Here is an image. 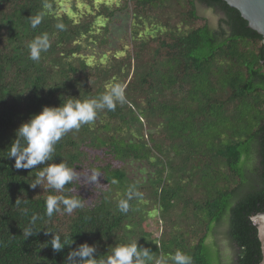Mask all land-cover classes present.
I'll use <instances>...</instances> for the list:
<instances>
[{"label":"trees","instance_id":"1","mask_svg":"<svg viewBox=\"0 0 264 264\" xmlns=\"http://www.w3.org/2000/svg\"><path fill=\"white\" fill-rule=\"evenodd\" d=\"M59 1L49 0L54 10ZM84 2L87 13L52 9L33 29L29 18L44 11V0H0V264H70L69 253L85 242L99 259L132 241L156 259L180 250L193 264H260L250 217L264 212L263 37L224 0H113L110 11ZM198 6L219 13L216 27ZM125 13L130 24L121 42L110 24ZM145 23L157 32L143 34ZM44 33L51 47L34 62L27 45ZM114 83L126 85L128 102L69 132L46 162H63L80 179L62 192L32 189L47 165L15 169L8 152L16 130L45 106L95 98ZM134 165L146 176H132ZM93 170L100 184L89 189L83 176ZM137 182L143 199L119 212L118 200ZM49 195L78 197L84 207L49 219ZM33 216L36 232L26 239ZM55 233L72 244L54 252ZM220 237L231 250L220 247Z\"/></svg>","mask_w":264,"mask_h":264},{"label":"clouds","instance_id":"2","mask_svg":"<svg viewBox=\"0 0 264 264\" xmlns=\"http://www.w3.org/2000/svg\"><path fill=\"white\" fill-rule=\"evenodd\" d=\"M53 5L49 0H44V11L31 16L30 25L33 29L37 28L46 12H50ZM55 28L64 31L66 25L63 22H57ZM51 47V41L48 33L36 36L28 45L29 59L38 62L41 54L47 52ZM126 85L114 83L109 86V90L91 99H68L59 107L45 106L39 114L33 115L29 121L23 123L17 130V139L14 140L8 152V158L14 159V167L20 169H36L39 165H47L37 173L34 182L30 183L32 189L37 186L47 185L48 188L57 192H62L66 185L80 179L75 169L68 167L65 163L48 164L46 162L53 159L55 146L69 132L79 131L82 126L93 124L98 114L107 111H115L117 106L126 104L125 94ZM101 173L93 170L87 177L86 183L97 186L100 184ZM112 183H117L113 180ZM143 199V193L138 188V182L130 184L124 193V198L117 202V209L123 214H127L132 209L131 202ZM20 200L17 199L16 204ZM84 202L75 196L49 195L45 201L46 216L51 219L54 213L63 211L72 214L77 209H82ZM25 209V213H26ZM37 217L33 216L28 227L23 229V235L26 239L32 236ZM47 233H52L47 231ZM54 252H60L68 243L67 237L62 241L57 233L50 241ZM97 248L88 243L80 244L68 255L70 264H193L192 257L180 250L175 251L168 257L161 256L156 259L152 251L148 248L139 247L137 241L130 243L117 244L111 247L109 254L95 257Z\"/></svg>","mask_w":264,"mask_h":264},{"label":"rangeland","instance_id":"3","mask_svg":"<svg viewBox=\"0 0 264 264\" xmlns=\"http://www.w3.org/2000/svg\"><path fill=\"white\" fill-rule=\"evenodd\" d=\"M113 0H96V6H102L104 8H106V10L110 11L111 10V5L110 3ZM105 3V4H104ZM87 5L85 4L84 0H60L59 3H57L56 5V9H53V13L57 14L58 16L64 14V9L67 11L69 10H74L76 9L79 13H87ZM51 9V10H52ZM101 9V8H100ZM198 14L201 15L202 17H205L208 19L209 21V25L211 27H216L218 24V20H219V13L213 9H208L206 7L203 6H198ZM95 21V20H94ZM105 23H108V21H106ZM93 24V22H92ZM130 24V20L128 15L125 14H118L114 19L113 22L110 24L111 27V34L113 35V39L117 38V41H123V38L118 40V37L121 35L122 30H125L126 27H128ZM101 20L98 18V20H96L94 22V28H97V30H101ZM90 26V25H89ZM144 32L143 34H151L154 35L157 31L154 28H151L147 23L144 24ZM99 31H97L96 35L100 36L102 35V31L100 33H98ZM128 43L130 45V42H125V44L127 45V47L124 49V54L123 56H126L127 52L130 50V48L128 47ZM82 46L85 48L87 45L86 43H82ZM119 57H121V55H119ZM98 60L95 61V63H97L98 65H101V67H103L105 65V63L101 64L102 61H100V57H97ZM94 61V60H93ZM107 64V63H106ZM94 67H96V64L94 65ZM147 169H142L139 168L138 166H130L128 171L129 173L134 176L135 178H142L146 176V172ZM83 179L85 180L84 182L87 181V176H83ZM92 185H89V189H91ZM154 223L156 224V220H154ZM153 221H149V227L150 230L154 232V234L156 236L160 235V228L159 231H157L156 229V225H154ZM159 225L161 226V223H159ZM220 244H221V248L222 249H228L231 250V247L229 245V241L224 238V237H220L219 238ZM213 247V246H212ZM219 247V248H220Z\"/></svg>","mask_w":264,"mask_h":264},{"label":"water","instance_id":"4","mask_svg":"<svg viewBox=\"0 0 264 264\" xmlns=\"http://www.w3.org/2000/svg\"><path fill=\"white\" fill-rule=\"evenodd\" d=\"M230 7L237 9L242 18L248 22V27L263 37L264 44V0H224ZM253 225L258 230V238L261 242L264 264V212L250 217Z\"/></svg>","mask_w":264,"mask_h":264}]
</instances>
